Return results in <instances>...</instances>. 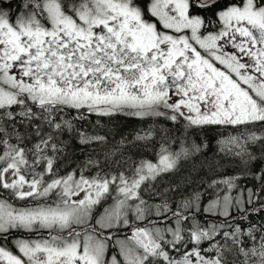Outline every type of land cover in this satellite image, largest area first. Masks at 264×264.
Wrapping results in <instances>:
<instances>
[{"label": "snow or ice", "instance_id": "6c2138e0", "mask_svg": "<svg viewBox=\"0 0 264 264\" xmlns=\"http://www.w3.org/2000/svg\"><path fill=\"white\" fill-rule=\"evenodd\" d=\"M0 264H264V0H0Z\"/></svg>", "mask_w": 264, "mask_h": 264}]
</instances>
